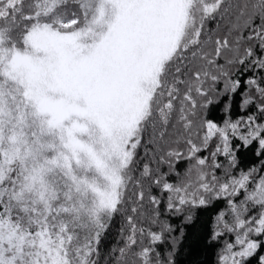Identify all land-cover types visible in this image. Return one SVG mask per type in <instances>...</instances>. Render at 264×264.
<instances>
[{"label":"snow or ice","instance_id":"snow-or-ice-1","mask_svg":"<svg viewBox=\"0 0 264 264\" xmlns=\"http://www.w3.org/2000/svg\"><path fill=\"white\" fill-rule=\"evenodd\" d=\"M0 264H264V0H0Z\"/></svg>","mask_w":264,"mask_h":264}]
</instances>
